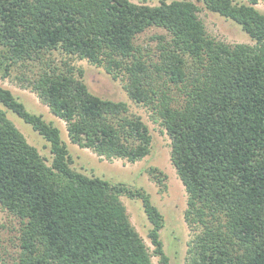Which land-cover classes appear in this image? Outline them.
<instances>
[{
    "label": "trees",
    "instance_id": "1",
    "mask_svg": "<svg viewBox=\"0 0 264 264\" xmlns=\"http://www.w3.org/2000/svg\"><path fill=\"white\" fill-rule=\"evenodd\" d=\"M0 0V71L37 62L18 76L72 143L99 156L136 162L152 135L124 101L91 92L86 59L122 76L128 96L154 110L171 138V161L188 193L185 220L196 232L187 264H264V12L259 0ZM202 4V6L200 5ZM241 25L253 43L209 35L202 7ZM151 27L157 53L136 38ZM67 56L60 65L51 57ZM154 51V50H153ZM154 56V57H153ZM146 57V58H145ZM178 97H182L179 101ZM14 112L50 147V158L8 117ZM62 129L0 85V207L20 220L19 251L4 264H171L162 212L133 189L73 166ZM166 188L168 175L148 169ZM140 198L154 249L132 224L121 197Z\"/></svg>",
    "mask_w": 264,
    "mask_h": 264
},
{
    "label": "rangeland",
    "instance_id": "2",
    "mask_svg": "<svg viewBox=\"0 0 264 264\" xmlns=\"http://www.w3.org/2000/svg\"><path fill=\"white\" fill-rule=\"evenodd\" d=\"M133 1L141 2L142 0ZM240 1L247 2L248 0ZM147 2L156 4L159 1L151 0ZM200 5L202 6V4ZM256 6L264 12V0H259ZM199 16L204 21L209 35L217 40L230 44L254 42L249 34L242 29L240 24L208 10L204 6L201 8ZM165 33V29L151 27L138 35L135 41L143 50L146 51L145 48L150 47L154 50L151 51L156 54L158 40L155 36ZM51 57L59 65L62 58H67L59 50H55L51 54ZM69 62L75 67L84 69L83 78L91 92L102 98L124 101L129 106L130 114L140 115L143 118L149 126L152 135L151 152L149 155L136 162H130L123 158L108 159L99 156L89 148L72 143L67 134L65 121L53 115L48 106L43 104L36 93L30 88L24 89L20 86L21 83L18 76L22 72L31 77L40 71L41 68L37 62L29 61L25 66L18 65L12 70L10 76L6 78L2 77L3 71H0V85L12 90L28 110L43 114L47 121L62 129L61 135L74 160V167L86 174H95L114 182H123L133 187V189H143L150 194L151 200L162 212L165 219V226L161 230V238L164 249L170 257V263L187 264L189 242L197 231L191 228L185 220L184 213L188 206V193L171 161V138L166 128L161 125L160 120H155L157 114L153 109L134 102L128 96L123 87L126 80L122 76L114 79L104 67L96 66L86 59L75 57L71 61L69 60ZM178 99L181 101L182 97H178ZM7 115L23 132L28 141L34 144L45 157L50 158L49 142L14 112L8 111ZM150 167H158L168 175L165 182L166 188L156 183L150 176L148 171ZM121 199L126 206L132 224L143 236L152 252L154 247L147 236L150 223L144 211L142 200L126 195H123ZM20 226L21 223L17 217L0 207V264L11 263L13 256L18 254ZM152 260L153 264H161L158 256H153Z\"/></svg>",
    "mask_w": 264,
    "mask_h": 264
}]
</instances>
